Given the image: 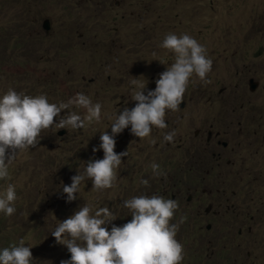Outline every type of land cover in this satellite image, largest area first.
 <instances>
[{
    "label": "rangeland",
    "instance_id": "rangeland-1",
    "mask_svg": "<svg viewBox=\"0 0 264 264\" xmlns=\"http://www.w3.org/2000/svg\"><path fill=\"white\" fill-rule=\"evenodd\" d=\"M46 19L51 29L40 44ZM168 33L188 34L204 46L212 60L208 83L190 78L183 108L166 110L167 128L153 127L143 139L128 129L116 137L114 151L127 155L113 188L96 192L85 181L79 197L66 203L62 185L89 160L102 159V150L92 149L101 133L111 132L109 117L134 107L131 80L146 83V94L174 62V55L160 47ZM7 57L18 60L9 63ZM250 79L258 84L253 92ZM9 88L44 94L57 104L84 93L102 110L100 123L78 130L50 127L36 147L16 155L9 178L0 180V193L11 183L17 194L16 212L0 213L9 236L7 242L0 237V248L23 240L31 247L32 264H60L68 251L51 231L80 206L107 207L117 222L129 221L123 200L161 195L178 203L171 223L178 225L182 264H264V0H0V94ZM65 111L83 114L71 108L61 115ZM173 130V142H164V134ZM210 130L227 145L214 150L218 158L203 145ZM191 159L196 168L181 174L179 166L187 161L184 166H190ZM152 163L160 165L162 176L153 175ZM206 170L212 171V184L202 188H224L227 195L217 198L198 188L194 202L200 213L211 203L223 213L219 222L204 220L198 229L192 192L179 196L175 183L190 182L192 176L200 184ZM232 202L254 220L243 226L237 212L225 213Z\"/></svg>",
    "mask_w": 264,
    "mask_h": 264
},
{
    "label": "clouds",
    "instance_id": "clouds-1",
    "mask_svg": "<svg viewBox=\"0 0 264 264\" xmlns=\"http://www.w3.org/2000/svg\"><path fill=\"white\" fill-rule=\"evenodd\" d=\"M45 22L50 27L48 31L44 29L48 34L51 25L49 20ZM160 47L174 55V62L159 74L154 90H147L146 94V83L131 80L134 107H124L119 114L109 117L111 132L101 133L99 145L92 149L93 153L102 150L103 157L89 160L82 171L70 177V184L62 185L66 203L79 197L85 181L90 180L96 192L113 188L122 157L127 155V151H114L116 137L128 129L131 135L143 139L150 136L153 127L167 128L166 110L179 109L190 78L195 76L208 83L206 77L212 70V60L195 38L168 33ZM71 108L82 109L83 114L65 111L61 115L63 110ZM101 110V103H94L84 93H76L57 104L50 103L44 94L32 96L7 89L0 94V180L9 178V165L18 153L37 146L42 131L53 126L57 130H78L93 122L100 123ZM175 135L174 130L167 132L163 141L171 143ZM151 169L154 176L163 175L159 164L152 163ZM140 183L148 186L149 181L141 179ZM16 200L15 185L9 183L0 193V213L12 216L16 212ZM121 207L129 211V221L117 222L111 209L93 208L88 204L59 221L51 235L68 251V259L61 260L60 264H182L183 246L176 239L178 225L171 223L178 209L175 199L139 195L123 200ZM8 239L6 235L3 242ZM30 248L23 240L0 248V264H32Z\"/></svg>",
    "mask_w": 264,
    "mask_h": 264
},
{
    "label": "flooded vegetation",
    "instance_id": "flooded-vegetation-1",
    "mask_svg": "<svg viewBox=\"0 0 264 264\" xmlns=\"http://www.w3.org/2000/svg\"><path fill=\"white\" fill-rule=\"evenodd\" d=\"M183 106H184V104H183ZM197 134H198V131L194 135V137L196 139L198 138ZM218 135H219L218 133L214 134L211 130L208 131L207 132V138H206V140H205V142L203 144V145H205V149H209V148L212 149V152H211L212 157H217V158L220 156V153L218 152L216 154V152L214 150L215 149H219L221 147L225 149L227 147L225 142H222V141L218 140ZM187 163H188V161L185 162L182 167L179 166L180 167L179 172L181 174L192 173V171L196 168V166L194 165V164H196V162H193L192 159L190 161V163H192L190 166H188V165L184 166ZM210 168H212V166ZM211 172H212L211 170H206V171L203 172L204 173L203 181L200 184H199V180H198L199 177H192V176H191L192 181H190V182L188 181L187 183H183L181 181H176L175 184H177V186H178V184H180L177 187L179 189V191H178L179 192V196H183L184 194L188 193V191H191L192 192V204L195 203L194 202V198H197V194L199 193L198 188H201L202 189L201 192L206 194V195L215 194L217 196V198L226 196L227 193H226V190L224 188L223 189L217 188V189H214V190H210V189L205 190L204 188H202L201 184H212V178L208 177V174H210ZM174 175H176V174H174ZM162 193L164 195V191H162ZM234 194H235V192L231 191V196L232 197L234 196ZM197 200L199 201L198 198H197ZM226 200L229 201L230 199L227 197ZM188 201H191V197L190 196H188V198H187V202ZM194 207H195L194 211L196 212V216L192 219L193 222H194L193 226L194 227L197 226L198 229L202 228L201 224H202V222L204 220H206V221L209 220L212 223L213 222H219V218L217 216L220 215V214H223L221 212V210H219V208L214 210L212 203L208 205V207L204 210L203 214L200 213V210H201V206L200 205L196 206V203H195ZM229 211L237 212V217H238V219H241L243 226H245L246 223L251 222V221L254 220L253 216H250L247 212L245 213L244 211L240 210L238 205H236V207H235L233 202L229 206L226 207V212L225 213H228ZM209 225H210V228H209V230H210L211 229V224H209ZM248 231L249 232L251 231L250 227L248 228ZM240 234H241V230L239 231V235Z\"/></svg>",
    "mask_w": 264,
    "mask_h": 264
},
{
    "label": "trees",
    "instance_id": "trees-1",
    "mask_svg": "<svg viewBox=\"0 0 264 264\" xmlns=\"http://www.w3.org/2000/svg\"><path fill=\"white\" fill-rule=\"evenodd\" d=\"M47 37H48V34H46V33L42 34V36L40 38V44H44L46 42L45 40H46ZM28 50H33V51L39 52V50L38 49L35 50L34 47H32V48L31 47H28ZM17 60H18V57H17V59H14V57H7L6 58V61L9 62V63H14V61H17ZM19 60H20V58H19ZM6 228L0 226V237L3 238V239L7 235Z\"/></svg>",
    "mask_w": 264,
    "mask_h": 264
},
{
    "label": "water",
    "instance_id": "water-1",
    "mask_svg": "<svg viewBox=\"0 0 264 264\" xmlns=\"http://www.w3.org/2000/svg\"><path fill=\"white\" fill-rule=\"evenodd\" d=\"M49 28H50V27H49L48 22H45V23H44V29H45L46 31H48ZM257 86H258V84L254 81V79H250V80H249V89H250L251 92L255 91V89L257 88ZM180 107L182 108V107H183V104H181ZM63 134H64V132L61 131V132H59L58 135L61 136V135H63ZM69 257H70V256H69Z\"/></svg>",
    "mask_w": 264,
    "mask_h": 264
}]
</instances>
